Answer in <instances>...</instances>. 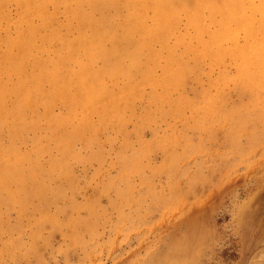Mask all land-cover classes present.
<instances>
[{"label":"rangeland","instance_id":"374dc122","mask_svg":"<svg viewBox=\"0 0 264 264\" xmlns=\"http://www.w3.org/2000/svg\"><path fill=\"white\" fill-rule=\"evenodd\" d=\"M0 264H264V0H0Z\"/></svg>","mask_w":264,"mask_h":264}]
</instances>
